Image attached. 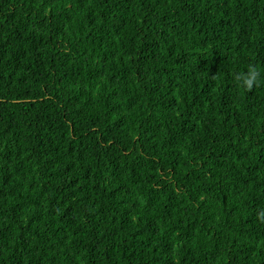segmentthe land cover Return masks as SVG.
I'll list each match as a JSON object with an SVG mask.
<instances>
[{"label": "trees", "instance_id": "obj_1", "mask_svg": "<svg viewBox=\"0 0 264 264\" xmlns=\"http://www.w3.org/2000/svg\"><path fill=\"white\" fill-rule=\"evenodd\" d=\"M0 264H264V0H0Z\"/></svg>", "mask_w": 264, "mask_h": 264}, {"label": "clouds", "instance_id": "obj_2", "mask_svg": "<svg viewBox=\"0 0 264 264\" xmlns=\"http://www.w3.org/2000/svg\"><path fill=\"white\" fill-rule=\"evenodd\" d=\"M260 73L254 67H249L248 71L241 75L237 74V79L243 84V86L251 88L255 83L258 82Z\"/></svg>", "mask_w": 264, "mask_h": 264}]
</instances>
